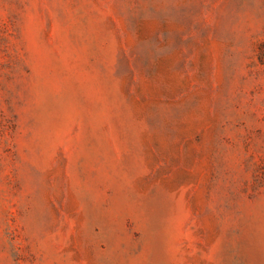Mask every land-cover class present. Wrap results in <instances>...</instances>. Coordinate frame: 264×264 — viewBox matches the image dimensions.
<instances>
[{"label": "rangeland", "instance_id": "1", "mask_svg": "<svg viewBox=\"0 0 264 264\" xmlns=\"http://www.w3.org/2000/svg\"><path fill=\"white\" fill-rule=\"evenodd\" d=\"M0 264H264V0H0Z\"/></svg>", "mask_w": 264, "mask_h": 264}]
</instances>
